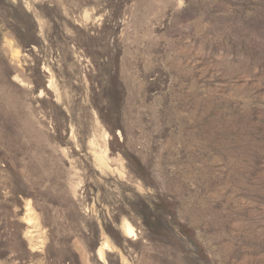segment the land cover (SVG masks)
Listing matches in <instances>:
<instances>
[{
    "label": "rangeland",
    "instance_id": "rangeland-1",
    "mask_svg": "<svg viewBox=\"0 0 264 264\" xmlns=\"http://www.w3.org/2000/svg\"><path fill=\"white\" fill-rule=\"evenodd\" d=\"M0 264H264V0H0Z\"/></svg>",
    "mask_w": 264,
    "mask_h": 264
},
{
    "label": "bare ground",
    "instance_id": "bare-ground-1",
    "mask_svg": "<svg viewBox=\"0 0 264 264\" xmlns=\"http://www.w3.org/2000/svg\"><path fill=\"white\" fill-rule=\"evenodd\" d=\"M124 231L127 235L129 236H132V235H135V230H134V227L131 226V224L127 223L124 227ZM135 237V236H134Z\"/></svg>",
    "mask_w": 264,
    "mask_h": 264
}]
</instances>
